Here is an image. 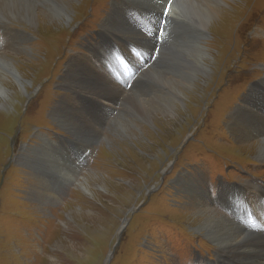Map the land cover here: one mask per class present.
Segmentation results:
<instances>
[{
  "label": "rangeland",
  "instance_id": "obj_1",
  "mask_svg": "<svg viewBox=\"0 0 264 264\" xmlns=\"http://www.w3.org/2000/svg\"><path fill=\"white\" fill-rule=\"evenodd\" d=\"M137 1L77 0L68 19L33 27L0 12V53L14 60L23 81L8 83L9 93L0 100V264H217L225 251L199 230V214H225L213 200L222 183L247 187L227 191V200H246L249 207L262 200L264 161L255 158L262 139L247 124L241 131L248 139L236 134L234 142L228 130L235 106L242 101L241 113L251 105V85L264 78V0H220L202 41L208 73L184 92L173 116L154 113L148 126L138 121L144 120L140 110L128 115V105L168 96L159 86L178 81L168 68L183 64L181 48L192 30L181 20L171 25L169 17L158 41L162 12ZM198 1L175 0V8L202 5L212 11L213 0ZM129 3L133 16L120 7ZM142 15L149 21L140 22ZM125 39L142 53L135 56L119 44ZM120 48L129 59L118 56ZM113 52L126 64L124 83H114L121 92L117 104L97 107L85 90L65 86L67 69L75 65L82 84L97 77L108 81L107 73L113 78L105 62L114 61ZM113 121L130 136L115 134ZM72 171L74 179L65 182V172ZM81 182L88 189H80ZM185 183L200 195L189 196ZM251 212L264 234V216Z\"/></svg>",
  "mask_w": 264,
  "mask_h": 264
},
{
  "label": "bare ground",
  "instance_id": "obj_2",
  "mask_svg": "<svg viewBox=\"0 0 264 264\" xmlns=\"http://www.w3.org/2000/svg\"><path fill=\"white\" fill-rule=\"evenodd\" d=\"M76 1L77 0H0V12L2 13V15L4 17H7L8 19L11 18L15 21H19L20 23L23 22L25 24V26L33 27L39 21L41 22V23L39 22L41 25L42 24L46 25L47 22H52V23L55 22L56 23L57 21H59V19H68L70 17V16L68 17L69 6H70V4L75 3ZM125 1H128V0H124V2ZM135 2H131V3L133 5H136ZM137 2L139 3L140 6L144 5L147 7V5L141 0H138ZM131 3L123 4L120 7L123 8V11L129 13V9L132 5ZM147 3L150 6L158 5L159 11H161L162 14H164V11H167V13H166L167 19L169 20V17H172V19H173L171 25H177L178 23H180L179 20L186 23V25H190L191 26L190 29L192 30V39L193 40L189 38L188 41H190V42H188L187 47L181 48V51L183 53H181V52L180 53L183 55V64L181 66L179 65V67H176V65H177L176 64L175 65L176 68L170 67V66H169L170 68H168L169 74L172 75L173 77H174V75H179L178 78L174 77L175 79H178V81L177 82H167V81L165 82V81H163V82L164 83H171L174 85V87H169L167 84H161L159 86L160 90H162L163 93L165 92V94H167L168 96H166L165 99H160L161 97L158 96L157 99H154V101L151 100L149 103H148L147 98H146L147 101L143 100V99L140 101L135 100L132 102V104L128 105L130 107L128 109V115H129V113L133 114L134 110H136V111L140 110V112H139L140 115H138V116H140L141 118L143 117L144 120L142 121L141 119H138V121L143 123V125H145V126H148V124H150V122L155 120L154 119V113H159L165 119H168V117L173 116L175 114L177 106L179 104H182V99L184 98V92L191 91V89L194 87V83L197 80L198 76H204V75H206V73H208L209 69L206 65V58L208 57V55L205 52V48L202 45L203 44L202 41L206 38V28H208L207 26L211 23L212 19H214L215 16L220 12L219 5L221 6L220 0H213L212 11H210L211 10L210 8H209L210 10H208L206 7L199 5V4H196V5H199L198 7H196L195 5H192V6H187L184 9V5H183V7L178 6L180 8L176 9L175 8L176 7L175 0H161L160 2L155 1V0H147ZM191 4H193V3L191 2ZM208 5H210V4H208ZM37 7H39V9H37ZM134 9L135 8H133V11L129 13L130 16L134 15V13H135ZM115 12H117L116 8L113 9L112 13L109 14L110 19H111V14H113V13L115 14ZM138 17L140 19V22L142 21L143 23H145V22L149 21V19H146V16H144V15L138 16ZM113 20L114 19L112 18L111 21H113ZM108 21L109 20L105 21V23H107ZM3 23H5V22H3ZM192 23L194 25L199 26V28H201L203 31H197L195 26ZM168 24H169V21H168ZM55 25H57V24H55ZM8 29L9 28L7 27V30ZM12 35H14V33ZM118 36H120V34ZM118 41H116L117 44H118ZM120 41H121V43H119V44L124 46L129 52L133 53L134 55L136 53H138V54L142 53L141 48L139 46H132L130 43L127 42L126 39H125L126 42L124 40H120ZM140 41L143 42L142 40H140ZM109 47H111L110 44H109ZM171 49H172V47H171ZM120 50H121V48H120ZM95 51H97V50H95ZM24 52H25L24 55L31 54L30 51L29 52L24 51ZM97 52L102 53V51H100V50ZM114 52L110 56H111L112 61L114 60L117 62L118 66L114 65V63H113L114 61L110 62V60H105V62L107 63L106 66L108 67V69H110V72H111L113 78L110 77L107 73L108 81L105 79H101L100 77H97L91 83L82 84L81 81H79V78L82 76V74L79 73L78 71H75V69H74L76 67V65H75L74 67L72 66L73 68L70 66L71 70H70V68L67 69V77L65 80V82H66L65 86L71 87V88H72V86H74L78 89V92L85 90V92H87V94H90L93 97L94 100H92V102L94 101V104L97 107H104V109H105V106H104L105 103H108V106H114L115 104H117L116 102H117L118 97H116V94L120 95L121 92L118 91L119 89H117V86L114 83H118V82L124 83L123 74L125 75V73L122 74V72H124L123 68H124V66H126V64L123 63L121 60L119 61L117 58L114 59ZM149 54H151V53H149ZM184 54H185V56H184ZM121 55L126 56L128 59L130 57L129 55H127L122 50L118 56H121ZM172 55H173V53H172ZM141 61H143V58H141ZM155 61H156V59H155ZM110 63H113V65ZM102 66L104 67V64ZM138 77H139V74H138ZM112 79H114L116 81H113ZM161 80H163V79H161ZM8 83H11V84L16 83L20 86L23 85L22 78L20 77V75L18 73V69L15 66L14 60L12 58L8 57L7 55H5L4 53H0V100L6 99L8 93H9V90L6 87V85H8ZM260 83H261V85H259ZM107 85H108V87H107ZM251 86H253V88H255L254 92L251 91V93L253 92L252 101L249 99L251 101V105L245 107V109L241 113H239L240 112L239 110H240V104L242 103V101L240 102L239 105L235 106L233 113L231 112V114H232L231 118H232V116H234V121L232 122V124H230L231 129L228 130V134H229V136H231L233 138V141L236 142V140L234 138L236 134H239L240 136L245 138L242 131H241V129L244 128L242 126V124H247L249 126L256 127V130L254 131L253 134L257 137H260L262 140L258 144V148H257V152H256L257 156L255 158L257 159V161L258 160L264 161V127H262V128L259 127V123H261L264 126V78L261 81L254 82ZM130 87H131V85H130ZM91 88L93 89V91H91ZM162 91H161V93H162ZM249 91L250 90H247V93ZM76 93H77V91H76ZM111 94H113L112 99H109V96ZM122 95H123V93H122ZM248 98H250L249 95H248ZM1 102H3V101H1ZM0 105H2V104H0ZM108 106H106V107L108 108ZM62 112H61L62 113L61 117L62 116L63 117L61 119H64V117H65L64 115H66L65 110H62ZM244 116H247V123L244 122V120H243ZM121 119H123V118H121ZM250 120H253V121H250ZM119 123H120V121L111 122V125L114 129L115 134L125 135L126 137H128V135L130 136V134H127V129L122 128L123 124L127 127L130 126L131 128H133L137 131H140L136 127H134V125L131 124V122H128V119H124L123 124L120 123L121 125H117ZM116 125L118 128H116ZM63 132H65V131H63ZM245 139H248V137ZM104 140H106V139H104ZM49 143H52V142L49 141ZM45 144L46 143L44 142L43 146H45ZM43 146H42V148L45 149ZM43 149L39 148V151L42 152ZM44 152H45V154L47 153L46 154L47 156H49V157L46 156L47 161L49 160L51 163H53V159H52L53 156L50 155V153H48L47 150H45ZM60 159H61V157L58 160L60 161ZM20 161H22V160H20ZM30 166H31V164H30ZM30 166L27 163V168L29 170L33 171V173H35V174H40L39 172H37L35 167H30ZM58 166L59 165H56V167H58ZM64 168L65 167H62V169H64ZM73 171H74V168H73ZM73 171L71 173L67 172V174L65 172V174H64V176L66 177V178H64L65 182L67 181V183H68V181L70 182V180L74 179L72 176ZM34 176L35 175H33V177ZM35 179L38 180V177ZM186 183L184 184V187L189 188L188 189L189 193H187L189 196L190 195L192 196L194 194L196 196L200 195L199 191H197V190L193 191L191 189V187L186 185ZM220 186H221V188L218 192V199L213 198V200H214V202L218 203V205H216V207H222L225 209V214L224 215L222 214L223 216H217L214 211L211 212L208 210H205V211H203V213L201 212L199 214V215H201L200 217L202 219L201 220L202 224L200 225L199 230L204 231L205 235L208 238H210L211 240H213L216 243V245L218 246V248H221V250L225 251L224 253L219 255V257L217 259V264H225L224 262H226V261L229 262L230 264H235V262H237L239 264H264V234H261L258 231V227L256 225H254L256 222H260V221H259L258 217L253 219L254 218L253 213L251 212V211H254V213H257L260 216H264V206H262V205H264V191H262L260 193L263 195L262 200H260L259 202L257 200H252V205L249 207V206H247L246 200H227V197H226L227 191H229V193L237 192L238 190H243V188L247 189L246 186H242V185L228 186V185H225L223 183ZM79 187L82 190L88 189V188H86V185L85 186L83 185L82 182L80 183ZM255 188L257 189V187L254 185L252 190H254ZM257 191H258V189H257ZM242 198L244 199V197H242ZM227 210L232 212V214L230 212H226ZM252 220H253V222H255L254 224H253ZM224 255H228L229 258L227 260H225ZM231 258H233L235 260V262Z\"/></svg>",
  "mask_w": 264,
  "mask_h": 264
},
{
  "label": "water",
  "instance_id": "obj_3",
  "mask_svg": "<svg viewBox=\"0 0 264 264\" xmlns=\"http://www.w3.org/2000/svg\"><path fill=\"white\" fill-rule=\"evenodd\" d=\"M164 24H165V23H164ZM164 24L161 26V28H165V25H164ZM63 139H65V140H66V138H65V137H63Z\"/></svg>",
  "mask_w": 264,
  "mask_h": 264
}]
</instances>
